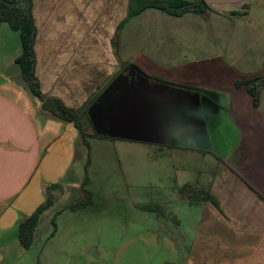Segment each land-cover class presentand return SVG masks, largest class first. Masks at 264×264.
I'll return each mask as SVG.
<instances>
[{"label":"crops","instance_id":"0c3cea01","mask_svg":"<svg viewBox=\"0 0 264 264\" xmlns=\"http://www.w3.org/2000/svg\"><path fill=\"white\" fill-rule=\"evenodd\" d=\"M128 4L34 0L36 75L42 93L79 109L111 76L132 65L209 102L206 114L191 126V141L168 147L174 163L168 167L172 174L163 179L174 182L175 194L162 193L159 209L163 219L172 221L161 224V240L151 232L147 239L162 244L164 255L178 264H264V89L255 105L247 86H237L264 75L257 72L264 66V20L251 17V3L242 16L207 10L176 17L148 9L123 25ZM93 11L97 23L90 42L41 43L60 31L43 29L41 21L68 15L63 35L83 38ZM22 51L19 33L1 24L0 264H37L41 246L52 238V218H46L52 209L61 213L81 196L89 158L75 124L45 110L27 86L17 64ZM102 52L107 60L101 59ZM223 112V117L217 115ZM51 184L63 186V198L42 215L33 245L25 250L19 242L20 223L45 203V188ZM63 199L66 205L58 208ZM178 205L191 209V221L174 217L171 209ZM101 260L87 264H104Z\"/></svg>","mask_w":264,"mask_h":264},{"label":"rangeland","instance_id":"374dc122","mask_svg":"<svg viewBox=\"0 0 264 264\" xmlns=\"http://www.w3.org/2000/svg\"><path fill=\"white\" fill-rule=\"evenodd\" d=\"M250 4L246 3L229 12H245ZM252 4L254 7L250 11L251 17L254 20H264V0H256ZM57 14L50 21H41L43 29L60 30L55 31V35L44 36L42 44L44 42L46 45L50 41V44L57 43L58 47L74 44L76 40L78 44L92 40L94 31L92 33L90 30L97 23L93 20L96 17L94 11L87 15L88 35L76 39L63 35L65 24L68 25L70 21L69 16L55 17ZM98 40V43L103 44V37L99 36ZM102 57L107 60L105 52L101 53V59ZM257 72L264 73V66ZM109 81L110 79L106 83ZM149 84L153 83L149 80ZM155 84L160 87L151 120L146 124L149 129H143L137 135L130 131L123 139L111 135L105 138H87L90 149L86 189L91 197L85 201L88 200L89 204L77 209L63 208L59 214H54L56 209L50 211L51 217L47 216L46 222L52 218V238L41 246L37 264H87L90 261L103 263L101 258L105 259L104 264H178L167 258L172 256L164 255L162 244H150L147 233L151 232L152 238L157 234L161 240V224L166 220L172 221L169 217L163 219V212L159 209L162 193L171 196L175 194L172 189L174 182L163 179L164 175L172 174L168 167L174 163L175 155L168 147L186 146L191 141V126L196 123L199 114H206L209 102L197 99L188 90L165 87L159 81H155ZM101 90L99 88L90 100L101 94ZM217 115L223 117L224 112ZM81 122L85 124L83 115ZM86 130L88 135L93 134L92 128ZM81 193L72 202L82 198L83 192ZM62 196L63 192L55 193L57 199ZM66 200L59 202L58 208L64 207ZM184 207H172L171 212L178 220L191 221V209ZM144 226L149 228H141ZM34 254L35 249L27 255L26 261Z\"/></svg>","mask_w":264,"mask_h":264},{"label":"trees","instance_id":"16d2710c","mask_svg":"<svg viewBox=\"0 0 264 264\" xmlns=\"http://www.w3.org/2000/svg\"><path fill=\"white\" fill-rule=\"evenodd\" d=\"M33 8L34 0H0V25L7 24L13 31L18 32L20 35L23 51L21 56L17 59V64L21 68L24 81L30 88L33 95L39 97L43 101V108L45 110L52 112L59 119L74 123L80 131L81 137L87 148L90 149L87 142L88 137H107L100 136L93 130V134L88 135L86 130V128L93 127V120H95L97 114L100 112V107H98L93 112L92 116H89V110L99 98L100 94L90 100L88 105L82 109H72L67 107L60 99L49 98L42 93L40 82L36 75L37 61L35 44L38 36V30ZM148 9H158L176 17H182L186 14H203L207 10H211L204 0H196L194 2L187 0H129L127 18L123 23ZM244 13L245 12H236L232 13V15L242 16ZM242 85L247 86L249 94L254 99L255 105H258L259 94L264 89V75L255 77L246 82L237 83V86ZM82 115L85 117V124L81 122ZM86 184L87 180L85 178L81 186L83 197L69 204L66 209H77L89 204L88 200L87 202L85 200L91 197V193L86 189ZM45 190L47 194L45 203L38 207L32 215L26 217L20 223L19 242L25 250H29L33 245L36 230L41 221L42 215L54 205L57 199L55 197V193H62L63 186L61 184H51L46 186ZM59 213L60 212L57 214ZM52 224L55 228L54 230L56 231L55 219H53Z\"/></svg>","mask_w":264,"mask_h":264},{"label":"flooded vegetation","instance_id":"af4514ba","mask_svg":"<svg viewBox=\"0 0 264 264\" xmlns=\"http://www.w3.org/2000/svg\"><path fill=\"white\" fill-rule=\"evenodd\" d=\"M118 78H121L120 82L107 99L99 105L100 112L93 120L92 130L100 136H110L111 133H115L118 134L115 138L123 139L130 131L137 135L141 130L149 129L146 124L151 120L155 107L154 102L160 87L155 84V81L160 82V80L146 76L132 65L124 66L105 84L100 96ZM149 80L153 84H149ZM133 110L138 115V122L130 126L128 122L132 118L130 113Z\"/></svg>","mask_w":264,"mask_h":264},{"label":"water","instance_id":"95a60500","mask_svg":"<svg viewBox=\"0 0 264 264\" xmlns=\"http://www.w3.org/2000/svg\"><path fill=\"white\" fill-rule=\"evenodd\" d=\"M209 8L220 14H226L229 10L239 9L242 5L246 3H252L256 0H204ZM121 78H118L115 82L111 84L109 88H107L101 96L95 101V103L91 106L89 110V115H91L101 103H103L107 97L112 93V90L116 87V85L120 82ZM131 120H129L128 124L130 126L136 124L138 122V115L133 110L131 111ZM111 136L118 137V134L111 133Z\"/></svg>","mask_w":264,"mask_h":264}]
</instances>
